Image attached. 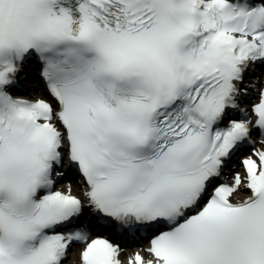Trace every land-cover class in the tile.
I'll use <instances>...</instances> for the list:
<instances>
[{
	"label": "snow or ice",
	"instance_id": "6c2138e0",
	"mask_svg": "<svg viewBox=\"0 0 264 264\" xmlns=\"http://www.w3.org/2000/svg\"><path fill=\"white\" fill-rule=\"evenodd\" d=\"M0 264H264V0H0Z\"/></svg>",
	"mask_w": 264,
	"mask_h": 264
},
{
	"label": "bare ground",
	"instance_id": "6f19581e",
	"mask_svg": "<svg viewBox=\"0 0 264 264\" xmlns=\"http://www.w3.org/2000/svg\"><path fill=\"white\" fill-rule=\"evenodd\" d=\"M28 84H30V83H28ZM32 85V84H31Z\"/></svg>",
	"mask_w": 264,
	"mask_h": 264
}]
</instances>
